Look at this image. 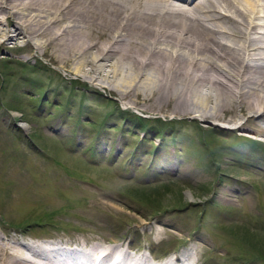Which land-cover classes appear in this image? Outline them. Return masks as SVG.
Instances as JSON below:
<instances>
[{"label":"rangeland","instance_id":"rangeland-1","mask_svg":"<svg viewBox=\"0 0 264 264\" xmlns=\"http://www.w3.org/2000/svg\"><path fill=\"white\" fill-rule=\"evenodd\" d=\"M82 81L25 43L0 49V239L264 264V137Z\"/></svg>","mask_w":264,"mask_h":264},{"label":"bare ground","instance_id":"bare-ground-1","mask_svg":"<svg viewBox=\"0 0 264 264\" xmlns=\"http://www.w3.org/2000/svg\"><path fill=\"white\" fill-rule=\"evenodd\" d=\"M10 43H25L123 104L141 97L264 137V0H0V49ZM2 238L0 264H92L99 251L75 243L82 252L72 258L51 248L54 241ZM114 242L101 259L154 257L137 250L128 258L126 238ZM183 253L161 264H196Z\"/></svg>","mask_w":264,"mask_h":264},{"label":"trees","instance_id":"trees-1","mask_svg":"<svg viewBox=\"0 0 264 264\" xmlns=\"http://www.w3.org/2000/svg\"><path fill=\"white\" fill-rule=\"evenodd\" d=\"M160 193H161V192H160ZM160 193H159V194H160ZM153 203H155V200H154V202H153Z\"/></svg>","mask_w":264,"mask_h":264}]
</instances>
